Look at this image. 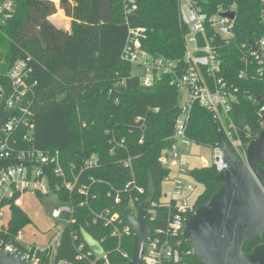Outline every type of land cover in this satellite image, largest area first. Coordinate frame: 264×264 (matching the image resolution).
I'll list each match as a JSON object with an SVG mask.
<instances>
[{"label": "trees", "instance_id": "trees-1", "mask_svg": "<svg viewBox=\"0 0 264 264\" xmlns=\"http://www.w3.org/2000/svg\"><path fill=\"white\" fill-rule=\"evenodd\" d=\"M211 1L214 5L225 0ZM237 2L235 35L217 40L221 59L217 75L236 88L229 117L246 142L261 128V105L249 96L264 92V71H258L256 60L249 62L250 50L245 44L248 35L257 40L264 34V22L260 3ZM123 5L124 0H58V7L70 18L67 30L50 19L57 10L53 0H16L12 16L0 25V88L10 94L12 85L6 73L17 59L27 60L30 80L36 82L29 94L33 128L28 132L26 126H19L11 134V142L16 148L58 149L66 179L73 180L75 175L78 183L89 177L95 180L94 196L86 198L76 189L67 193L55 188L63 177L51 167L47 169L51 192L69 199L73 208L71 221L59 236L57 258L76 260L77 245L84 242L81 230L85 229L100 241L110 264H124L132 255L133 234L119 241L110 226L94 221V215L112 210L115 204L126 206L130 193L122 189L132 178L144 188L141 201L147 193L149 173L157 200L168 172L159 156L172 142L181 112L179 90L169 73L143 85L140 74H133L131 63L121 54L130 26H139L144 27L138 37L141 49L154 57L181 61L187 28L178 18L177 0H135V8L128 14ZM219 128L210 110L198 102L191 104L185 133L192 143L215 148ZM93 154L98 164L83 168L84 160ZM127 159L130 166L122 164ZM216 173L214 165L191 170L203 185L197 203L207 201L219 188L221 183L212 180ZM3 205L10 211L7 234L14 237L30 218L10 200ZM158 214L163 216L164 209L159 208ZM257 243H264V233L246 242L244 250L250 251ZM88 249L84 244V250ZM180 251L178 261L164 264H202L187 252L184 242Z\"/></svg>", "mask_w": 264, "mask_h": 264}, {"label": "built area", "instance_id": "built-area-1", "mask_svg": "<svg viewBox=\"0 0 264 264\" xmlns=\"http://www.w3.org/2000/svg\"><path fill=\"white\" fill-rule=\"evenodd\" d=\"M253 1H257L262 6L261 18L264 22V0ZM15 2L16 0H0V25L12 16ZM124 2L128 14L135 8V0H124ZM237 8V0H225L214 5H212L211 0H177L178 18L181 24L187 28L181 61L149 55L140 47L138 37L142 30L136 32L129 30L128 40L123 48L121 58L130 63H136L140 69H143V73L140 74L143 85L149 86L154 79H159L163 74L169 73L173 76L172 82L178 90H182L187 94V99L180 103L181 112L175 120L172 142L162 150L159 156L160 164L168 170L162 182L164 180L171 182V197L165 203H159V197L157 200L153 198L146 207L145 218L150 226L151 223L154 226H151V235L142 249L141 264H164V261L167 260L178 261L180 259V245L184 242L181 233L185 217L195 212L196 206L199 204L197 203V197L202 191L192 198L197 185L181 176L186 172L187 166L183 156L189 155V145L192 143L187 137L185 129L193 102H198L213 113L219 122V129L224 132L228 144L235 149L241 158L245 157V149L249 140L244 141L229 117L232 102L236 98L234 94L236 88L228 85L217 75L221 66L217 40H228L235 35ZM230 12L234 13L233 17L226 15ZM254 42L264 51V34ZM245 45L250 50L251 59L249 62L256 60L259 64L258 71H264V61L259 53L252 49L247 41ZM6 74L11 81L12 89L10 94H7L5 108L11 107L21 99H23V103L0 128V157L18 158L27 161L35 160V163L29 165L16 163L0 170V204L4 200H10L21 206L22 192L29 188L42 195L51 192L52 187L47 174L48 167H51L54 174L63 177L62 181L55 185V188L67 193H71L76 189L79 194H83L86 198L91 195L94 196L93 190L96 186L92 177L88 178V182L80 183H78V176L75 175H72L73 180L66 179L58 149L41 151L33 147L16 148L13 145L11 134L19 126H26L28 132L33 128L29 94L36 82L30 80L31 68L25 59L15 60ZM3 93H5L4 90L0 88V98ZM249 97L254 98L251 95ZM259 104L261 105L259 113L262 116L260 126L264 127V103ZM211 149L212 161L208 163L206 159L200 157L203 160L202 166L214 165L218 172L226 167L223 153L218 144ZM97 164V156L93 154L84 160L83 168H90ZM122 164L130 166V159L123 161ZM172 168L176 173L170 175ZM192 169L189 170L190 177L198 182L191 174ZM122 191L130 193L127 205L123 207H128L133 213H136L137 205L140 202L138 199L144 193V188L132 178L124 184ZM66 200L70 202L69 199ZM114 200L118 202L119 197L116 196ZM5 208H7V205L0 206V248L15 252L30 259L35 264H110L104 249L102 254H96L94 247L89 245L90 249L84 250L85 241L77 245L75 261L57 258L56 249L59 239L56 243L54 261L52 262L50 260L53 253L51 246L44 249L35 245L27 247L22 242L21 230L14 237L7 234L9 219L3 220ZM159 208L164 209L163 216L158 214ZM72 211V205L69 207L63 206L54 209L51 216L59 218L62 213H66V223H68L71 221ZM97 220H101L104 226H110L111 234L117 237L119 241L126 235L133 234L129 222L113 207L112 210L106 208L99 213H95L94 221ZM123 220H126V223ZM187 249L188 253H192L191 249L188 247ZM44 254L47 255L46 260L42 259ZM123 255L127 256L126 253H123Z\"/></svg>", "mask_w": 264, "mask_h": 264}, {"label": "water", "instance_id": "water-1", "mask_svg": "<svg viewBox=\"0 0 264 264\" xmlns=\"http://www.w3.org/2000/svg\"><path fill=\"white\" fill-rule=\"evenodd\" d=\"M226 15L233 17L234 13ZM247 44L264 61V51L251 35L247 36ZM253 96L257 102L264 103V92ZM6 98V93L0 98V128L23 103L21 99L5 108ZM216 138L226 167L212 176V180L221 184L207 201L196 206L195 212L186 215L181 237L202 264H264V243L255 244L250 251L244 250L246 242L264 233V127L249 139L244 158L228 144L223 130H217ZM16 163L29 165L35 160L0 157V170ZM148 179L146 196L137 205L136 213L128 207L113 206L129 222L133 232L132 255L124 264H141L142 249L151 235V226L145 218L146 207L155 195L151 173ZM81 235L96 254L103 253L101 243L85 229ZM0 264L35 263L0 248Z\"/></svg>", "mask_w": 264, "mask_h": 264}, {"label": "rangeland", "instance_id": "rangeland-1", "mask_svg": "<svg viewBox=\"0 0 264 264\" xmlns=\"http://www.w3.org/2000/svg\"><path fill=\"white\" fill-rule=\"evenodd\" d=\"M57 6L56 12L50 17L52 22L57 26L70 29V18L65 12L58 7V0H53ZM123 11L126 12V3L124 2ZM125 14V13H124ZM126 17V15H124ZM133 32L138 30H144V27L130 26ZM131 71L135 74L143 73V69H140L136 63H131ZM187 99V94L184 91H179V102L182 103ZM189 155H184L183 159L186 161V172L181 176L197 185L196 190L193 192L192 198L203 190V185L194 181L190 177L189 170L194 167H202L203 159H206L208 163L212 161V149L204 145H198L190 143ZM176 171L172 168L170 175L175 174ZM171 182L163 181L161 184V193L159 195V203L168 202L171 197ZM71 204L68 200L61 199L54 192H48L47 194L37 195L33 189L22 192V204L21 208L27 213L30 218V222L26 224L22 229V242L27 247L37 246L44 249L51 246L53 253L50 260L54 261V253L56 249V243L58 242L60 233L64 229L66 224V213H62L59 218H53L51 213L56 208L63 206L69 207ZM10 218V211L5 208L4 221Z\"/></svg>", "mask_w": 264, "mask_h": 264}]
</instances>
